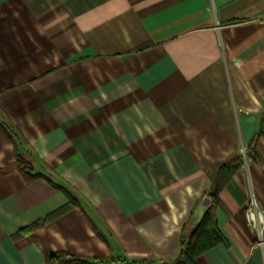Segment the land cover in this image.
<instances>
[{"label": "crops", "instance_id": "crops-1", "mask_svg": "<svg viewBox=\"0 0 264 264\" xmlns=\"http://www.w3.org/2000/svg\"><path fill=\"white\" fill-rule=\"evenodd\" d=\"M263 116L264 0H0V264L175 261L238 158L197 264H264Z\"/></svg>", "mask_w": 264, "mask_h": 264}, {"label": "trees", "instance_id": "trees-1", "mask_svg": "<svg viewBox=\"0 0 264 264\" xmlns=\"http://www.w3.org/2000/svg\"><path fill=\"white\" fill-rule=\"evenodd\" d=\"M263 127L264 116L260 120V128ZM5 129L11 140L14 142L15 149H18L20 144L25 142L22 134L16 129H11V127L5 126ZM253 157L255 158V155H253ZM17 159L21 170L26 172L27 169L31 167L30 160L24 154L18 153ZM242 164V160L238 158L221 165L218 186L215 193L212 194L215 201H217L220 191L228 184L233 174L242 166ZM219 244H227V240L218 227L214 213L211 209H208L201 222L197 224L192 231L189 232L185 228L181 240V252L175 261L160 262L156 260H136L128 263L125 261L113 260L100 263L79 259L66 253L53 252L49 256L48 264H197V258L200 255Z\"/></svg>", "mask_w": 264, "mask_h": 264}, {"label": "built area", "instance_id": "built-area-1", "mask_svg": "<svg viewBox=\"0 0 264 264\" xmlns=\"http://www.w3.org/2000/svg\"><path fill=\"white\" fill-rule=\"evenodd\" d=\"M246 216L249 224L258 230L259 234L261 235V243L263 244L264 209L259 204L255 196H252V198L250 199Z\"/></svg>", "mask_w": 264, "mask_h": 264}, {"label": "water", "instance_id": "water-1", "mask_svg": "<svg viewBox=\"0 0 264 264\" xmlns=\"http://www.w3.org/2000/svg\"><path fill=\"white\" fill-rule=\"evenodd\" d=\"M212 203H213V199L210 196L206 195L203 197L195 213L196 225L201 222L206 211L208 210V208L211 206Z\"/></svg>", "mask_w": 264, "mask_h": 264}, {"label": "rangeland", "instance_id": "rangeland-1", "mask_svg": "<svg viewBox=\"0 0 264 264\" xmlns=\"http://www.w3.org/2000/svg\"><path fill=\"white\" fill-rule=\"evenodd\" d=\"M252 198V197H251ZM250 203V202H249ZM249 206V205H248ZM248 208V207H247ZM246 212H247V209H246ZM246 218H247V216H246ZM247 222H248V220H247ZM248 224H249V222H248ZM250 225V224H249ZM251 226V225H250ZM253 227V226H252ZM256 229V228H255ZM264 231V230H263ZM259 233V232H258ZM259 235V237L261 238V235L260 234H258ZM141 261H145V259L144 260H141ZM146 261H149V260H147L146 259Z\"/></svg>", "mask_w": 264, "mask_h": 264}]
</instances>
